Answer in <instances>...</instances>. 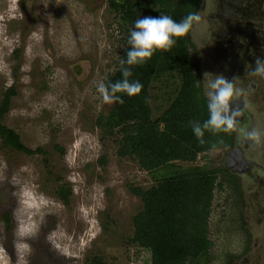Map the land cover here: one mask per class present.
Returning <instances> with one entry per match:
<instances>
[{
	"label": "rangeland",
	"instance_id": "rangeland-1",
	"mask_svg": "<svg viewBox=\"0 0 264 264\" xmlns=\"http://www.w3.org/2000/svg\"><path fill=\"white\" fill-rule=\"evenodd\" d=\"M206 1L188 35L198 82L205 96V73L236 78L233 87L256 82L249 100L259 139L236 122L231 145L147 172L117 154L118 134L95 124L113 105L97 85L116 69L125 46L109 0H0V102L6 88L16 91L2 123L28 148L44 150L28 154L0 138V264H91L94 256L102 264H165L162 248L129 241L142 207L130 189L200 164L225 172L207 221L212 246L199 264H264V75L253 71L256 58L264 60V0ZM165 92L154 82V114ZM235 147L257 166L226 167ZM60 186L72 191L66 204Z\"/></svg>",
	"mask_w": 264,
	"mask_h": 264
},
{
	"label": "trees",
	"instance_id": "trees-1",
	"mask_svg": "<svg viewBox=\"0 0 264 264\" xmlns=\"http://www.w3.org/2000/svg\"><path fill=\"white\" fill-rule=\"evenodd\" d=\"M203 0H109L119 28L125 33V46L120 63L108 74L105 85L122 80V67H129L130 81H139L143 88L139 94L129 96L118 92L123 103L114 102L107 114H99L95 124L108 133L119 135L117 154L130 157L141 170L153 172L160 168L195 161L197 155L231 145V131L205 129L198 138L194 124L209 118L208 97L202 92L198 75L194 71L188 45L189 32L179 38L170 49H157L142 64L126 63L130 32L135 21L143 14L151 17L171 16L181 21L201 10ZM202 13V10H201ZM122 61L124 64L122 65ZM154 82L167 90L162 105L154 114L151 99ZM169 83L173 88L169 90ZM14 86L6 88L0 102V138L7 146L31 154L44 153L41 147L32 150L25 146L19 134L2 119L9 111ZM170 99V101H169ZM60 151L63 149L56 146ZM225 167L196 165L189 172L166 173L156 178L148 188L132 187L131 192L140 198L141 209L132 217L133 232L130 242L145 248H162L165 264H199L207 258L212 241L207 235V221L218 175ZM71 189L57 188L59 198L69 202ZM10 227V216L3 215ZM91 264H102L94 256Z\"/></svg>",
	"mask_w": 264,
	"mask_h": 264
},
{
	"label": "clouds",
	"instance_id": "clouds-1",
	"mask_svg": "<svg viewBox=\"0 0 264 264\" xmlns=\"http://www.w3.org/2000/svg\"><path fill=\"white\" fill-rule=\"evenodd\" d=\"M200 19L198 14H190L181 21H176L171 16L160 15L159 17L146 16L135 21V29L130 32L128 43L131 45L126 55V63L129 66L142 64L146 58H150L157 49L167 50L175 43L173 37L179 38L186 35L191 29L193 22ZM122 65L124 61L121 62ZM253 71L264 75V60L256 58ZM132 72L129 67H122V80L110 85L100 82L97 91L105 103L119 102L123 100L116 95L118 92L127 93L129 96L139 94L143 85L139 81H130ZM209 77H212L210 80ZM236 78H233V80ZM204 80L207 82L209 118L201 127L193 125V130L198 138L203 136L204 130L229 131L235 128V117L239 114L231 109V100L234 95L232 81L222 75L214 76L205 73ZM250 137L259 139V133L252 131ZM21 229L20 235H25Z\"/></svg>",
	"mask_w": 264,
	"mask_h": 264
},
{
	"label": "flooded vegetation",
	"instance_id": "flooded-vegetation-1",
	"mask_svg": "<svg viewBox=\"0 0 264 264\" xmlns=\"http://www.w3.org/2000/svg\"><path fill=\"white\" fill-rule=\"evenodd\" d=\"M207 6H208L207 1L203 0L202 5H201L202 12H204V10H206ZM245 77L248 78L249 75H245ZM235 88H236L238 94L235 97H233L231 101H234L238 97H240L243 101V104L240 107L241 112H242V117H241V119H235V120H236V122H240L241 126H244V127L246 126L247 127L246 131L252 132L254 129V126H255L256 117H255V113H254L255 107H253L252 102L249 100V92L255 91L258 88V85L256 82H253V80H252L249 82L248 85L241 84L240 86H237V87L234 86L233 87L234 90H235ZM231 140H232V137H231ZM234 150H238L241 157H243V159L246 161V166L242 171H245L252 166H257L256 162H254L252 160H248L245 158L242 148L235 147V148H233V150L230 151V153L233 152ZM230 168L237 171L236 164H233V166H231ZM238 171L241 172V170H238Z\"/></svg>",
	"mask_w": 264,
	"mask_h": 264
},
{
	"label": "water",
	"instance_id": "water-1",
	"mask_svg": "<svg viewBox=\"0 0 264 264\" xmlns=\"http://www.w3.org/2000/svg\"><path fill=\"white\" fill-rule=\"evenodd\" d=\"M243 104V101L240 97L236 98L234 101H231V109L237 111L239 114L235 117V119H241L242 112H241V106ZM233 164H236L237 170H243L246 166V161L241 157L238 150H234L231 152L226 159V167H231Z\"/></svg>",
	"mask_w": 264,
	"mask_h": 264
}]
</instances>
